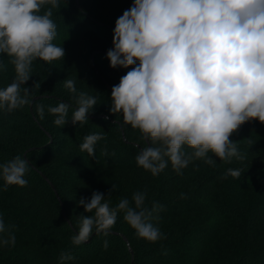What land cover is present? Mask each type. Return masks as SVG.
Listing matches in <instances>:
<instances>
[{
	"label": "trees",
	"instance_id": "16d2710c",
	"mask_svg": "<svg viewBox=\"0 0 264 264\" xmlns=\"http://www.w3.org/2000/svg\"><path fill=\"white\" fill-rule=\"evenodd\" d=\"M133 3L60 0L51 17L57 25L53 43L65 49V57L34 61L22 86L31 90V103L12 113L0 111V163L20 155L30 165L26 187L4 191L0 179V217L6 227L14 226L16 237L14 246L0 245V264H58L62 252L75 257L66 264H264V124L246 122L230 136L243 160L226 163L213 156L215 165H208L197 159L180 175L169 163L153 176L136 162L147 146L140 132L110 112L112 87L135 65L114 69L106 53L117 18ZM0 60L7 65L0 71L3 88L15 72L6 54ZM66 79L75 81L77 93L65 87ZM80 92L97 97V105L87 122L73 125ZM60 102L71 105L63 127L48 111ZM37 106L44 107L43 119ZM90 134L103 136L95 155L80 149ZM229 168L239 169L240 176L222 179ZM93 192L112 207L124 198L131 202L135 192L146 193V207H160L151 222L165 238L154 243L139 238L121 212L108 235L94 229L86 243L74 245L78 218L94 214L85 213L78 201Z\"/></svg>",
	"mask_w": 264,
	"mask_h": 264
},
{
	"label": "clouds",
	"instance_id": "9594fccd",
	"mask_svg": "<svg viewBox=\"0 0 264 264\" xmlns=\"http://www.w3.org/2000/svg\"><path fill=\"white\" fill-rule=\"evenodd\" d=\"M59 7L60 0H0V54L15 72L0 88V111L12 113L31 103V90L22 86L34 61L65 57V49L53 43L57 25L51 17ZM112 44L106 53L110 67L135 65L112 87L110 112L121 114L146 142L136 156L138 166L156 176L170 163L180 175L193 160L215 165L213 156L226 163L245 158L230 136L246 122L264 124V0H134L115 22ZM0 71H7L2 60ZM65 87L77 93L72 79ZM75 104L71 123L83 124L97 97L80 92ZM70 107L60 102L48 108L55 125L68 123ZM37 114L43 119V106H37ZM102 138L87 135L81 151L95 155ZM29 167L20 155L0 163L3 190L26 187ZM240 174L229 168L221 178ZM145 200L146 193L135 192L131 202L124 198L112 207L100 192L81 197L78 204L94 214L78 218L72 243H86L94 229L108 235L121 212L139 238L150 243L165 238L151 222L160 207L149 209ZM12 227L0 217V245H15ZM74 259L62 252L58 264Z\"/></svg>",
	"mask_w": 264,
	"mask_h": 264
},
{
	"label": "water",
	"instance_id": "95a60500",
	"mask_svg": "<svg viewBox=\"0 0 264 264\" xmlns=\"http://www.w3.org/2000/svg\"><path fill=\"white\" fill-rule=\"evenodd\" d=\"M54 188V186H52ZM56 195L58 196V194L56 193ZM59 197V196H58Z\"/></svg>",
	"mask_w": 264,
	"mask_h": 264
}]
</instances>
